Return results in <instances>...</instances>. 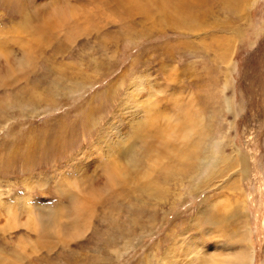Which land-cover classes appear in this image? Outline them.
Returning a JSON list of instances; mask_svg holds the SVG:
<instances>
[{
  "label": "rangeland",
  "instance_id": "obj_1",
  "mask_svg": "<svg viewBox=\"0 0 264 264\" xmlns=\"http://www.w3.org/2000/svg\"><path fill=\"white\" fill-rule=\"evenodd\" d=\"M238 2L0 0V264H264V0Z\"/></svg>",
  "mask_w": 264,
  "mask_h": 264
},
{
  "label": "bare ground",
  "instance_id": "obj_2",
  "mask_svg": "<svg viewBox=\"0 0 264 264\" xmlns=\"http://www.w3.org/2000/svg\"><path fill=\"white\" fill-rule=\"evenodd\" d=\"M227 1V0H226ZM231 2H238V1H240V0H230ZM230 3V2H229ZM239 3V2H238ZM63 14H65V13H63ZM33 31V30H32ZM38 33V32H37ZM35 34V33H34ZM227 42H225L224 43V45L222 46V48L226 51L227 49V47H230L231 48V46H229V44L227 43ZM226 54V53H225ZM152 120H154L153 122H151V121H147V122H145L144 124H143V127H144V129H152V131L156 128V134H155V136H157V137H159L160 135H165V136H167L166 134H165V131H170L172 128H169V125L166 127V128H164L165 126H161V125H159V124H156V121H159V118L157 119L156 118V120L155 119H152ZM171 121V120H170ZM155 122V123H154ZM184 123H180V124H174V125H172L173 126V133L171 134V135H168L167 137H169V138H175V137H178L179 135L177 134V131L179 130V128L180 127H183V128H185L184 126ZM186 126V125H185ZM167 129V130H166ZM188 132L186 131V134L184 133V135H185V137L186 136H188ZM148 138V137H147ZM162 142H164V145L167 143V142H165V140H162ZM169 144H170V142H169ZM166 146H168L169 147V145L168 144H166ZM131 152H123V153H121V156H124V157H126V155L127 156H129V154H130ZM131 157V156H130ZM183 159V158H182ZM136 160V159H135ZM227 161H228V158H222V160L217 164V170H216V172H220V167H222V165H224V164H226L227 163ZM135 162H139V161H135ZM139 164V163H138ZM137 164V165H138ZM116 169H120L119 167L120 166H118V165H116V166H114ZM123 172V171H122ZM128 172V171H127ZM216 172H215V174H216ZM121 174V173H120ZM214 174V173H213ZM125 175V174H124ZM127 176V175H126ZM113 180V179H112ZM115 181V180H114ZM75 182V181H74ZM131 182V181H130ZM64 183V182H63ZM66 184V183H65ZM63 185V184H62ZM78 187V186H77ZM12 209V208H11ZM9 209L8 210V215H9V217L8 218H10V220H9V222H10V226L11 227H14L16 224H17V215H16V213H15V211H14V209ZM33 211V210H32ZM52 214V213H51ZM48 220V219H47ZM41 221V220H40ZM48 222H50V221H48ZM27 223V222H26ZM28 225L29 226H31L32 228H38L39 227V225H38V222H37V219H36V216L34 215V213L32 212L31 213V215H30V217H29V223H28ZM27 226V225H26ZM28 226V227H29ZM210 254H212V253H210ZM244 253L243 252H240V253H238L237 252V254L235 253V254H233V255H231L232 257H234L237 261L236 262H232V261H227L226 259H223L224 261L223 262H218V263H215V264H248V263H246L247 262V260H248V258L245 256V255H243ZM207 255H209V254H207ZM250 260V259H249Z\"/></svg>",
  "mask_w": 264,
  "mask_h": 264
},
{
  "label": "snow or ice",
  "instance_id": "obj_3",
  "mask_svg": "<svg viewBox=\"0 0 264 264\" xmlns=\"http://www.w3.org/2000/svg\"><path fill=\"white\" fill-rule=\"evenodd\" d=\"M46 0H33L34 5L39 6L40 4L45 3Z\"/></svg>",
  "mask_w": 264,
  "mask_h": 264
}]
</instances>
